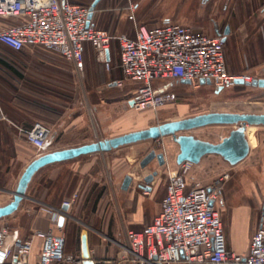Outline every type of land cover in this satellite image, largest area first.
<instances>
[{"label":"built area","instance_id":"2783aa9c","mask_svg":"<svg viewBox=\"0 0 264 264\" xmlns=\"http://www.w3.org/2000/svg\"><path fill=\"white\" fill-rule=\"evenodd\" d=\"M94 0H0V44L13 52L42 50L59 56L80 75L84 68V46L89 45L107 70L111 67L112 45L117 46L122 78L135 83L130 110L156 111L178 100L170 89L157 82L173 84L187 80L199 88L200 80L209 86L225 88L245 83L256 76L247 71L231 73L226 68L221 34L199 32L191 27L166 21L159 25L137 23L134 6L124 9L133 24V33H112L93 20ZM91 14V15H90ZM90 15V16H89ZM52 127L35 121L20 130L24 139L45 150ZM222 138V137H221ZM220 138V139H221ZM191 163L184 161L167 170L165 192L150 223L124 232V249L131 264H264V190L260 219L250 235L245 253L228 248L217 207L228 174L222 172L209 183L188 181ZM76 194L60 206L40 204L46 215L45 230L35 229L22 238L19 230L0 224V264H80L81 258L65 251V233L59 218L68 216ZM67 208L64 210L62 206ZM39 237V251L32 256L33 238Z\"/></svg>","mask_w":264,"mask_h":264},{"label":"crops","instance_id":"0c3cea01","mask_svg":"<svg viewBox=\"0 0 264 264\" xmlns=\"http://www.w3.org/2000/svg\"><path fill=\"white\" fill-rule=\"evenodd\" d=\"M207 1L208 0H199L196 11L198 13V19L207 20L208 25H206L208 26V30L206 31L189 25L187 26L199 32L219 34L213 29L212 24L208 21V19L212 17L218 22L223 21L228 28L225 33L224 40L225 50V44L228 36L232 32L233 26H236V29L238 28L236 25L237 19H242V21L238 23L245 25L246 20L251 18V12L246 13L245 5L247 6V3L250 5L252 0H209V4H206L205 2ZM203 3H205V5ZM221 3V11H225L227 15H221L219 9V5ZM98 10L99 9H97V11ZM105 10L108 11L110 8L100 7L99 11L101 12ZM97 11H95L92 16L93 20L98 16ZM261 12H264V7ZM149 13L150 12L147 11L145 16H143L144 14H141V16H143L142 19H137L136 22L151 26L152 24H156L158 22L157 19L159 18L164 20L172 18L171 16L169 17L164 14L160 16L156 15L155 17ZM261 15L264 18V13ZM98 21L100 22V20ZM94 22L96 23L95 20ZM129 29V34H132L134 29L133 24H130ZM0 49L10 51L2 44H0ZM114 50L117 51L115 43L112 45L110 53L111 67L107 70L103 63L96 59L93 49L89 45H85L83 69L86 68L87 62L90 65L92 72L94 71V75L97 72L96 68H99L100 71H102V69L108 71L107 75L109 80L106 83V87H117L121 90L124 89L123 101L115 102L114 108L121 107L130 109L129 101L133 98L135 83L129 80H124L122 86H117L115 84L114 81L122 78V74L118 65L117 53L116 57H113ZM32 61V59L24 60L21 65H17V67H15L16 70H18L19 75L8 76V82L15 84V87L17 88L16 90H14L13 86L11 87L3 81L0 82V90L2 92L0 93V169H6L8 165L12 164V158H21L26 165L42 153L63 148L54 147L39 151V149L35 148L31 144L25 145L21 140L24 136L20 130L30 128L36 120L49 118L53 115L61 116L59 110L60 95L57 79L52 76L43 75L41 70L37 68L39 66ZM52 67L55 68L54 71L56 73L58 71V65L52 64L51 68ZM110 71L111 73H109ZM99 74H101L100 76L103 78L104 74L102 72H99ZM155 85L159 86L161 90L170 89L175 91L178 95V99L180 96L177 88L184 86L190 87L188 83H182L181 81L173 84L157 82ZM203 86L209 85L203 83L199 88ZM98 91L100 92V90ZM96 93L97 91L95 94ZM66 99L68 100L67 90L64 95H62V100ZM64 108L66 109L68 107ZM223 136L224 135L221 137ZM254 136L256 140L255 145L252 146L249 143L250 150L248 155L237 164L230 165L220 156L209 154L204 156L198 164L191 163L187 174L189 182L199 181L202 184L209 183L216 175L222 172L228 174L227 179L223 183V193L218 201L217 207L227 246L231 250L238 253H245L247 251L250 235L259 224L260 203L264 190V128H259V130L257 129L254 132ZM161 138L154 140L160 142ZM166 147L168 149L166 151H163L162 149H155L156 151L164 152L165 162L161 166L166 167V170L178 168L179 164L177 165L175 163V155L178 152V148H176V152L174 153L173 146L167 145ZM33 148H35L36 152ZM8 150L10 152H8ZM37 150L39 152H37ZM110 151L111 150L105 152ZM98 153L104 152H94L86 155H80L71 160L50 164L64 165L70 163L68 165L69 168L66 170V182L61 186L64 179V172L61 168L62 166L57 167V169L51 171L50 174H46L45 172V174H41V176H43L41 179L43 180L44 185L42 184L39 189H35V196L27 194L26 192L27 197L23 198L27 200L24 213L29 216H26L27 222L22 223L24 220H21V231L19 228L18 230L22 238L30 236L35 229L45 230L48 226V219L45 214L38 212L39 205L44 203L52 206H60L62 199L70 198L75 193L76 197L74 199V203L67 209L68 216L65 220H63V228H68L66 230L68 235L67 240L65 235V251L67 253L75 254L81 258V237L85 234L90 252V264H131L127 261V252L123 247L125 244L124 232L127 229H139L151 222L153 216L159 209V202L161 200L160 199L159 202H156L155 205L153 197L155 196V193H161V195L162 193L164 194L166 181L164 186L160 185V181H158L157 176L159 175L158 167H160L158 166V173L149 184L150 189L137 188L138 190H135L132 187L133 182L136 184L141 182L142 178L150 172V170L145 169L147 167L140 170V175L138 174L137 178L134 179L132 177V183L129 185L127 190L121 189V183L126 174L123 175L118 187L115 188L114 191L112 188L108 190L105 186H103V182L101 184V181L99 180H96L90 184V186H83L86 178L84 174L86 173L87 164H82L81 161H90L91 157H93V155H97ZM145 154L146 153L139 158L138 162ZM214 160L221 161L224 169H222L221 172L217 171L219 169H214L213 172L216 170L215 172L217 173L212 172L213 175H206V172L210 167L209 164H211V161ZM153 164H156V160H152L150 167ZM48 166L49 165L45 167ZM211 167H213L212 164ZM130 174L131 173H129V175ZM237 174H239L238 178L235 177ZM48 180H50L51 183L46 186L45 183ZM260 181L263 183V189L258 191L259 187H257V185L260 186V184H258ZM258 192L261 193V197L258 195ZM8 201L2 199L0 200V205ZM2 220H5L7 223L8 221H13L15 224V222L18 221V217L11 216L0 219V224H5ZM24 225H27L26 227L29 228L26 233L24 232ZM40 245L41 239L39 237H34L32 256L39 251ZM82 261L83 259L81 258L80 264H82Z\"/></svg>","mask_w":264,"mask_h":264},{"label":"rangeland","instance_id":"374dc122","mask_svg":"<svg viewBox=\"0 0 264 264\" xmlns=\"http://www.w3.org/2000/svg\"><path fill=\"white\" fill-rule=\"evenodd\" d=\"M129 3L134 6V18L136 21L137 19L141 20L145 16V13L149 11V14L155 17L162 14L172 17L168 20L159 18L157 19L158 22L152 25H159L170 21L189 25L197 29L208 30L207 20L197 18L198 13L196 10L199 0H102L97 5V9L109 7L110 10L101 12L98 10V16L94 19L96 21L95 24L107 28L112 33L129 34V27L132 23L128 20L124 9ZM247 4L249 5V3ZM221 5L222 3L219 5L221 15H227L225 11H221ZM247 6L245 5V10L246 13L251 12V18L246 20L245 25L238 23L242 19H237L236 25L238 28L236 29V26H233L232 32L227 38L225 44L226 66L227 70L231 73L247 71L253 76L264 77V18L261 15L264 13L261 12L264 7V0H252L248 6L250 11ZM141 14L144 15L141 16ZM116 53L117 51L114 50L113 57H116ZM0 54L8 60L18 58L32 59V62L39 66L37 68L41 70L43 75L52 76L58 81L60 95L59 110L62 117L60 115H53L49 118L36 120L53 129L45 150L54 147H74L112 135L159 124L167 120L179 119L204 112H264V89L249 85H234L221 88L220 90L212 86H203L198 89L187 86L179 87L177 90L180 98L177 102L159 108L156 111H135L121 107L114 108L115 102L123 101L124 89L106 87L109 78L107 75L108 71L104 69L100 71L99 68H96L97 72L94 75V71L92 72L90 65L86 62V68L83 69L80 75H77L69 63L53 53L42 50H23L21 52L10 50L7 52L0 51ZM52 64L58 65L56 73L54 71L55 68H51ZM99 72L104 74L103 78ZM66 90L68 92V100H62V95H64ZM96 91L97 93L95 94ZM0 93H2L1 90ZM64 107L68 108L65 109ZM232 127L227 125H211L191 130L188 133L201 139L216 142L220 140L222 135H227ZM259 128L264 127H253V131L255 132ZM21 140L25 145H29L23 137ZM160 140V142L146 140L125 145L110 152L93 155L90 161L82 160V164H87L86 173L84 174L86 178L83 186H90V184L99 180L101 184L103 182V186L108 190L112 188L114 191L118 187L123 175L131 173L130 175L134 179L137 178L138 174L140 175V170H142L139 167L138 160L144 153H147L151 149L166 151L168 150L167 145L173 146L174 153L176 152L177 147L175 146L177 145L171 136H165ZM33 149L36 152L35 148ZM39 151L37 150V152ZM8 152L10 151L8 150ZM12 159V164L8 165L6 169H0V200L8 201L11 198L17 178L25 166L21 158ZM69 164L49 165L41 169L29 184L27 194L35 196V185L43 177L41 174L44 172L50 174L51 171L61 166L64 172L61 186L64 185L66 182V170L69 168ZM211 164L213 167H211ZM211 164H209L210 167L206 175H213L214 169H219L217 171L220 172L224 169L221 161L214 160L211 161ZM145 169L149 170L148 167ZM158 171V181H160L161 186H164L167 179L166 167L160 166L158 167ZM215 171L213 173H217ZM235 177L238 178L239 174ZM258 184H260V186L257 185L259 187L258 191H261L263 183L260 181ZM132 185L135 190H138L135 182ZM258 193L261 197V193ZM27 194L25 197H27ZM162 196L163 193L162 195L161 193H155L153 197L155 205ZM63 200L65 199H62V202ZM26 201V199H23L19 209L14 213V216L18 217V221L15 224L13 221H8L7 223L5 220H2V222L14 228H19L21 231V220H24L22 223L27 222L26 216H29L24 213ZM26 226H23L25 227V233L29 229ZM67 229L63 228L66 240L68 236Z\"/></svg>","mask_w":264,"mask_h":264},{"label":"water","instance_id":"95a60500","mask_svg":"<svg viewBox=\"0 0 264 264\" xmlns=\"http://www.w3.org/2000/svg\"><path fill=\"white\" fill-rule=\"evenodd\" d=\"M99 0H94L91 9ZM91 15V14H90ZM89 15V16H90ZM227 32V30H226ZM225 40V34L222 37ZM182 83H188L187 80H181ZM200 83L209 84V80L201 79ZM236 84L249 85L264 89V77H256L251 82L245 83L241 79H236ZM217 89H221L220 87ZM133 100L129 101L130 107ZM211 125H227L233 126L227 135L223 136L219 141L213 142L201 139L188 133L191 130ZM246 126H264V112H229V111H210L186 116L179 119H172L161 122L159 124L150 125L145 128L131 130L114 136L105 137L89 143H84L74 147H67L48 151L40 154L26 164L19 174L11 199L0 205V219L14 216L18 210L20 202L26 196L30 182L36 173L43 167L74 159L80 155H86L94 152H105L121 146L134 144L146 140H154L165 136H171L177 145L178 152L175 155V163L178 165L184 161L192 164H198L201 159L209 154L220 156L230 165H235L243 160L249 153V142L246 137ZM152 160H156V164L150 167ZM164 152L149 150L139 161V167H150L148 172L137 183L138 188L150 189V183L157 175V167L163 165ZM132 183V176L126 174L121 183V189L127 190ZM65 210L67 207L62 206ZM64 218H59V225L63 223ZM81 258L82 264H90V252L86 240V235L81 237Z\"/></svg>","mask_w":264,"mask_h":264},{"label":"trees","instance_id":"16d2710c","mask_svg":"<svg viewBox=\"0 0 264 264\" xmlns=\"http://www.w3.org/2000/svg\"><path fill=\"white\" fill-rule=\"evenodd\" d=\"M100 1L96 4V7L100 3ZM0 51L7 52L6 50H1V49H0ZM13 75H19L18 70H16V68L14 66H12L11 64L7 63L2 58H0V79H1V81H3L4 83H7L11 87L13 86L14 90H16L17 88L15 87V84L8 82L9 81L8 76H13ZM36 183L37 184L35 185V189H37V188L39 189L41 187V185L43 184V180L40 179ZM39 183H40V185H39ZM50 183H51L50 180H48V181H46L45 185L48 186V185H50ZM7 225L10 226L9 224H7Z\"/></svg>","mask_w":264,"mask_h":264},{"label":"flooded vegetation","instance_id":"af4514ba","mask_svg":"<svg viewBox=\"0 0 264 264\" xmlns=\"http://www.w3.org/2000/svg\"><path fill=\"white\" fill-rule=\"evenodd\" d=\"M209 0L207 2H205L206 4L208 3ZM205 3H203L205 5ZM208 21L211 22L212 27L214 30H216L217 33L221 34L222 36H224V34L226 33V30L228 29L227 26L222 22H218L217 20H215L214 18L210 17L208 19ZM4 52V51H2ZM0 58H2L4 61H6L7 63L11 64L14 67H17V65H21L24 60H26L25 58H18V59H12V60H8L4 57L1 56L0 54Z\"/></svg>","mask_w":264,"mask_h":264},{"label":"bare ground","instance_id":"6f19581e","mask_svg":"<svg viewBox=\"0 0 264 264\" xmlns=\"http://www.w3.org/2000/svg\"><path fill=\"white\" fill-rule=\"evenodd\" d=\"M246 136L248 138L250 145L254 146L256 140H255V136H254L253 127L246 126Z\"/></svg>","mask_w":264,"mask_h":264}]
</instances>
